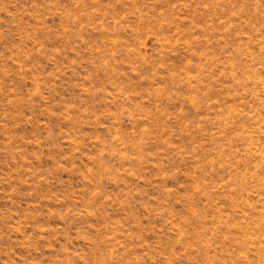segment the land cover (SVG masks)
Returning <instances> with one entry per match:
<instances>
[{"label": "rangeland", "instance_id": "rangeland-1", "mask_svg": "<svg viewBox=\"0 0 264 264\" xmlns=\"http://www.w3.org/2000/svg\"><path fill=\"white\" fill-rule=\"evenodd\" d=\"M0 264H264V0H0Z\"/></svg>", "mask_w": 264, "mask_h": 264}]
</instances>
